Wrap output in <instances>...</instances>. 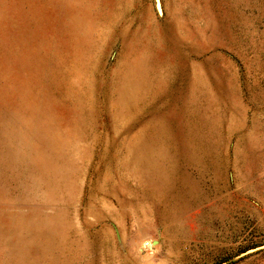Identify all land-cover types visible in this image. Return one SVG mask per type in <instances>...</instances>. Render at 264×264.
Instances as JSON below:
<instances>
[{
    "label": "rangeland",
    "instance_id": "1",
    "mask_svg": "<svg viewBox=\"0 0 264 264\" xmlns=\"http://www.w3.org/2000/svg\"><path fill=\"white\" fill-rule=\"evenodd\" d=\"M0 264H264V0H0Z\"/></svg>",
    "mask_w": 264,
    "mask_h": 264
}]
</instances>
